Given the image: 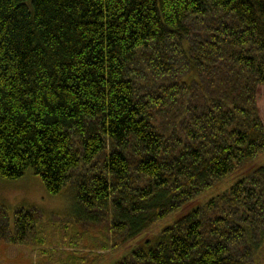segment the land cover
<instances>
[{
	"label": "trees",
	"instance_id": "16d2710c",
	"mask_svg": "<svg viewBox=\"0 0 264 264\" xmlns=\"http://www.w3.org/2000/svg\"><path fill=\"white\" fill-rule=\"evenodd\" d=\"M261 88L264 0H0V177L71 192L124 248L263 156ZM38 215L1 207L0 242L51 256ZM156 243L114 264H257L264 165Z\"/></svg>",
	"mask_w": 264,
	"mask_h": 264
},
{
	"label": "rangeland",
	"instance_id": "374dc122",
	"mask_svg": "<svg viewBox=\"0 0 264 264\" xmlns=\"http://www.w3.org/2000/svg\"><path fill=\"white\" fill-rule=\"evenodd\" d=\"M261 89L260 107L264 108V88ZM263 165L264 154L253 165H248L232 173L219 186L210 189L209 192L200 195L166 218L159 220L156 225L146 231V234L127 244L124 248L112 245L110 230L106 227H96L91 224L81 227L73 225L71 216L75 209V200L74 194L71 192L56 195L48 193L42 178L32 170H28L27 174L17 180L10 181L0 177V208L3 207L7 211L12 232L15 230V213L18 210H35L39 214V219L51 222L46 225L45 248L46 250L53 248L51 256L49 254L44 256L41 254L43 250L35 246V241L32 240H29L25 245L0 242V264H114L122 261L136 249L142 248L146 251L155 247L157 237L167 227L173 226L189 213L228 191L235 183L250 176L256 167ZM56 226L58 227L56 228ZM85 232H87L85 236L92 235L100 241H106L108 238L110 248L101 251L90 245L80 249L71 247L73 246L71 240L76 239L75 235ZM147 240H150V243L145 246ZM84 259L87 261L85 262ZM257 261V264H264V248L263 253L261 252L257 256Z\"/></svg>",
	"mask_w": 264,
	"mask_h": 264
}]
</instances>
